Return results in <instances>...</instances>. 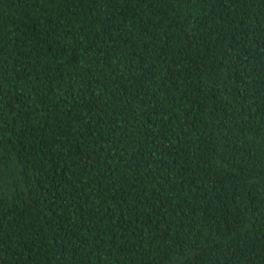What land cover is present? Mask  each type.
<instances>
[{
	"label": "trees",
	"instance_id": "16d2710c",
	"mask_svg": "<svg viewBox=\"0 0 264 264\" xmlns=\"http://www.w3.org/2000/svg\"><path fill=\"white\" fill-rule=\"evenodd\" d=\"M0 264H264V0H0Z\"/></svg>",
	"mask_w": 264,
	"mask_h": 264
}]
</instances>
